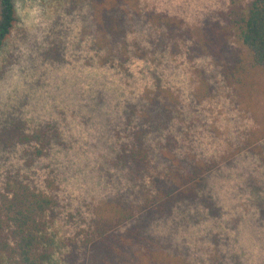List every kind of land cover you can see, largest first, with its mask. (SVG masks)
I'll return each mask as SVG.
<instances>
[{
  "label": "rangeland",
  "instance_id": "374dc122",
  "mask_svg": "<svg viewBox=\"0 0 264 264\" xmlns=\"http://www.w3.org/2000/svg\"><path fill=\"white\" fill-rule=\"evenodd\" d=\"M228 2L138 0L133 9L123 0H15L16 21L0 49V190L18 175L57 196L51 232L58 246L48 264H68L73 250L82 257L69 239L95 207L143 200L133 168L117 157L137 133L151 158L142 190L148 172H168V150L172 169L185 172L192 163L210 169L198 196L119 226L109 242L90 249L103 262L87 255L86 264H122L120 252L129 256L149 245L143 234L191 264H264V69L230 83L223 67L242 53L237 41L231 38L220 54L190 58L180 38L175 47L172 39L159 45L143 16L153 10L195 27ZM120 31L128 49L144 56L120 69L102 65L94 34ZM17 126L56 135L32 160L30 146L11 144L8 130Z\"/></svg>",
  "mask_w": 264,
  "mask_h": 264
},
{
  "label": "trees",
  "instance_id": "16d2710c",
  "mask_svg": "<svg viewBox=\"0 0 264 264\" xmlns=\"http://www.w3.org/2000/svg\"><path fill=\"white\" fill-rule=\"evenodd\" d=\"M84 1L90 0H72L73 3ZM123 1L130 3L133 9L138 4V0ZM136 14L139 15L138 11ZM143 16L155 29L159 45L165 46L167 40L172 39L175 47V41L180 38L182 44L187 46L185 50L190 58L194 57L196 52L220 54L231 38L237 41L242 53L233 58L230 65L223 67V76L230 83L242 82L247 76L253 75L252 72L264 69V0H229L225 10L218 12L215 18H208L203 24L195 27L186 25L180 18L153 10L145 12ZM15 21V0H0V49L11 34ZM150 35L152 36V33ZM92 46L97 54H100L99 50L102 51L99 59L102 65L108 63L119 66V69L132 57L144 56V53H132L128 49L126 35L122 34V31L108 34L96 32ZM153 54L157 55L156 52ZM21 128L12 127L8 130V137L12 140V146L21 145L25 149L30 146L32 160L45 154L52 135H56L48 130L24 132ZM163 155L168 162V172L156 175L148 172V187L142 190L146 183L145 174L142 172L149 169L151 158L141 134L137 133L130 146L120 147L117 157L133 168V176L141 186L136 194L142 193L143 200L132 206L121 202H105L95 207L87 225L74 233L73 239H69L70 244L81 249L82 257L79 259L75 250H69L66 263L86 264L84 259L88 256H91L94 262H103V258L90 249L98 243L109 242L116 228L136 216H140V222L144 216H151L154 212L162 214L172 210L177 201L198 196L197 187L202 185V177L210 167L192 163L185 172H179V167L172 169L171 161L174 155L170 156L169 150ZM58 214L59 202L54 193L41 190L18 175L8 177L0 190V264H48L58 246V240L51 232ZM142 236L147 237L149 245L131 252L126 248V251L130 252L129 256L120 252L117 257L122 264H191L185 259H177L175 254L161 250L157 239L151 234ZM106 251L110 253L111 248ZM74 258L77 259L76 262ZM216 258L217 256L214 257ZM212 262L215 264L213 260ZM216 263L221 264V261L218 259Z\"/></svg>",
  "mask_w": 264,
  "mask_h": 264
}]
</instances>
